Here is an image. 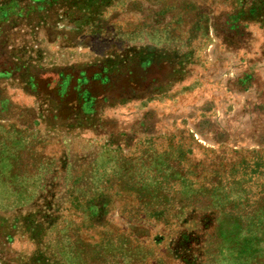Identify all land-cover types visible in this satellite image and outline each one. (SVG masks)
Instances as JSON below:
<instances>
[{
  "label": "rangeland",
  "instance_id": "1",
  "mask_svg": "<svg viewBox=\"0 0 264 264\" xmlns=\"http://www.w3.org/2000/svg\"><path fill=\"white\" fill-rule=\"evenodd\" d=\"M0 264H264V0H0Z\"/></svg>",
  "mask_w": 264,
  "mask_h": 264
}]
</instances>
